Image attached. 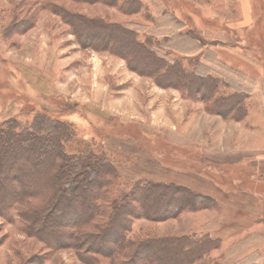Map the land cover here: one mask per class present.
I'll use <instances>...</instances> for the list:
<instances>
[{"label":"rangeland","instance_id":"rangeland-1","mask_svg":"<svg viewBox=\"0 0 264 264\" xmlns=\"http://www.w3.org/2000/svg\"><path fill=\"white\" fill-rule=\"evenodd\" d=\"M126 1L0 0V123L51 117L70 126L77 147L89 143L108 154L120 174L110 177L99 214L83 225L98 234L97 248L112 247L118 232V217L98 232L112 201L147 177L174 183L161 198L142 195L141 186L132 192L137 216L129 234L149 252L162 240L207 235L217 241L200 264H264V0H137L138 11H126ZM70 14L128 25L141 39L176 40L170 51L184 66L190 68L187 58L201 59L206 71L231 83V93L245 94L246 116H222L206 92L159 84L141 72L140 55L129 48L100 49L101 38L91 45ZM85 177L79 180L87 184ZM182 187L208 201L179 212L189 196ZM44 192L36 205L52 196ZM66 223L43 221L31 233L18 207L8 218L0 209V264H118L111 252L85 260L83 249L68 247Z\"/></svg>","mask_w":264,"mask_h":264},{"label":"trees","instance_id":"trees-1","mask_svg":"<svg viewBox=\"0 0 264 264\" xmlns=\"http://www.w3.org/2000/svg\"><path fill=\"white\" fill-rule=\"evenodd\" d=\"M111 1L118 5L122 0ZM138 1L127 0L126 3L130 4L124 8L126 11L131 9L138 11L141 5ZM69 16L72 22L75 19L78 21L77 24L79 22L84 24L86 30L82 32L91 45L98 46L96 41L101 38L100 49L119 53L120 47H125L139 54L140 59L137 62L142 66L141 72L151 74L159 84L177 88L185 86L188 93L197 90L206 92L207 102L222 116L232 115L240 119L246 116L245 94L240 91L231 93L229 90L231 83L206 71L201 59L187 58L190 68L184 66L183 56L170 51V47L175 48L177 43L169 36L163 39L147 35L141 39L139 31L125 24L121 26L97 18H78L74 14ZM76 22L74 25H77ZM80 34L82 36L81 32ZM130 63L132 65V59ZM39 117L40 119L37 117L32 123L25 125L15 119L0 123V148L3 147L0 152V209L3 217L8 218L11 210L18 207L21 219L31 221L30 228L28 227L30 231L32 230L31 233H37L39 224L43 221L45 227L49 221L58 225L60 221H66V225H61L64 227L61 229H66L61 235L64 236L68 247L83 249L86 252L85 260H91L89 255L94 252L100 254L111 252V257L118 264H140L150 258H154V264H200L197 261L200 259L202 261L204 256L210 254L213 242L217 240L207 235L183 237L181 240L175 238L172 239L173 242L169 239L162 240L150 252L147 249L149 246L145 247L142 244L144 240L130 237L131 221L137 216L129 205L132 192L141 186L139 191L143 193L142 195L150 197L157 192L161 198L164 190L171 189L174 185L171 182H153L147 177L140 178L134 184H126L130 187L122 191L120 198L112 201L110 219L98 232L101 234L111 221L115 222V217L121 220L117 227L118 232L116 230L114 238L111 239L112 247L97 248L94 241L98 234L85 229L83 225L88 224L99 214L102 209L99 200L104 198L112 185L110 177L117 176L120 172L108 160V154L102 150H96L89 143L77 147L78 142L75 141L69 125L51 117ZM67 148H71V152H68ZM108 164L112 170L108 168ZM14 168L19 170L18 174L14 175L16 186L9 183ZM80 176H86L87 184L79 180ZM24 181L29 182V185L22 183ZM46 188L51 190L52 196L49 199L45 198L43 205H36L34 200L41 198ZM188 189L182 187L180 190L189 196L186 198L187 201L179 203V212L195 204L205 205L208 201L202 193H194ZM79 210H83L85 214H78ZM56 232L59 233L58 229L51 228L45 231V234L53 236ZM92 246L96 248H91Z\"/></svg>","mask_w":264,"mask_h":264}]
</instances>
